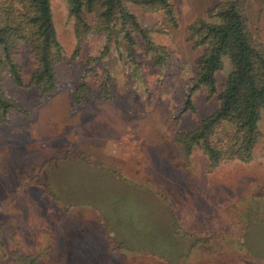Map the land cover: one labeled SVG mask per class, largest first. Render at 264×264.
I'll use <instances>...</instances> for the list:
<instances>
[{"label":"rangeland","instance_id":"rangeland-1","mask_svg":"<svg viewBox=\"0 0 264 264\" xmlns=\"http://www.w3.org/2000/svg\"><path fill=\"white\" fill-rule=\"evenodd\" d=\"M49 1L62 48L56 87L40 97L26 86L36 65L24 46V86L8 75L1 85L26 112L0 124L4 252L38 264H264V115L248 164L208 171L200 150L184 157L175 140L215 111L230 71L225 58L216 94L200 88L193 110L185 105L201 54L187 28L221 0H169L177 27L130 6L164 49L161 66L117 29L77 45L66 0ZM244 9L264 46V0Z\"/></svg>","mask_w":264,"mask_h":264},{"label":"trees","instance_id":"trees-1","mask_svg":"<svg viewBox=\"0 0 264 264\" xmlns=\"http://www.w3.org/2000/svg\"><path fill=\"white\" fill-rule=\"evenodd\" d=\"M66 4L77 45L92 34L106 32L110 36L117 29L129 45L134 44V36L139 37L154 64L162 65L164 49L152 42L149 30L140 25L130 6L144 13H163L177 27L169 0H66ZM244 4L245 0H221L206 12V18L197 19L187 28V42L193 50H201L185 100L190 110H193L190 98L195 91L206 88L209 96L216 94V74L223 69L225 58L230 64L225 85L217 94L215 111L195 130L179 133L175 139L184 157L200 150L208 161V171L234 161L252 162L261 137L264 46L249 29ZM23 46L32 53L36 65L26 86L33 87L40 97L51 93L56 87L55 67L62 48L56 39L49 0H0V124L7 121L12 111L26 113L1 87L4 75L9 76L15 87L24 86L22 68L16 62ZM79 101L76 94L73 107ZM1 227L0 224V264H38L33 255L6 254Z\"/></svg>","mask_w":264,"mask_h":264}]
</instances>
